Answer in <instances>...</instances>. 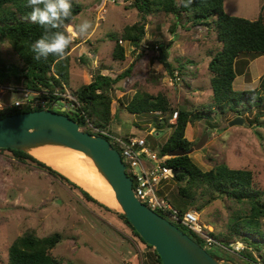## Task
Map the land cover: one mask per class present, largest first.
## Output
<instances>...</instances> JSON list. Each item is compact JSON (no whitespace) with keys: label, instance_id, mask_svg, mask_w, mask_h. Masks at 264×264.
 Returning <instances> with one entry per match:
<instances>
[{"label":"rangeland","instance_id":"obj_1","mask_svg":"<svg viewBox=\"0 0 264 264\" xmlns=\"http://www.w3.org/2000/svg\"><path fill=\"white\" fill-rule=\"evenodd\" d=\"M76 1L84 9L68 28L73 48L67 87L75 92L92 83L98 74L116 79L130 69L126 78L109 89L113 98L112 108L117 111L116 115L112 113L113 118L107 129L114 135L133 133L135 137H147L150 147L160 152L173 131L164 126V120L174 114L171 116L168 113L166 117L159 113L133 115L126 107L138 93L163 95L175 111L212 107L213 93L210 90L208 65L223 47L216 30L193 26L187 15L179 18L164 12L148 15L142 47L138 49L129 42H119L125 49L126 57L123 61H116L113 56L115 39L121 38L127 26L142 21V15L132 7L133 1ZM224 9L230 16L251 21L262 17L264 21V0H224ZM84 20L92 24L89 34H73ZM161 47L164 55H161ZM162 56L167 57L166 62L178 73L181 71L180 81L172 82V76L161 60ZM249 59L252 60L250 56L239 58L238 71L244 70L247 66L244 62L248 64ZM4 65L23 66L13 47L0 37V68ZM263 71L264 60H257L246 74L249 83L246 88L242 90L239 87L242 76H238L234 90L258 88L254 78ZM22 100L21 92L0 93V104L4 108ZM246 108H241L244 109L241 114L229 112L223 115L216 111L210 117L188 126L186 138L194 144L189 155L203 171H210L215 165L221 164L231 169L251 171L255 188L264 191V126L251 125L256 113L262 108ZM62 114L77 118L68 111ZM237 117H241L244 124L229 126ZM83 129L88 130L85 127ZM90 131L95 134L93 130ZM114 148L121 153L117 146ZM159 195L166 196L173 206L176 201H180L177 183L172 179L162 185ZM202 204L203 201L198 200L189 211L196 213L206 232L215 234L217 242L222 244L228 236L232 215L241 206L223 199L213 201L206 207ZM115 212L118 211H106L98 204L89 202L79 190L44 169L18 163L9 152H0V264H8L10 246L15 239L30 230L39 237L54 233L63 236V241L51 252L62 264H153L154 248L143 244ZM240 244L234 243L229 249L223 246L207 248L205 243L201 245L218 256L223 264H249L242 257L245 246ZM253 256L257 264H264V248L261 254L253 251Z\"/></svg>","mask_w":264,"mask_h":264},{"label":"trees","instance_id":"obj_2","mask_svg":"<svg viewBox=\"0 0 264 264\" xmlns=\"http://www.w3.org/2000/svg\"><path fill=\"white\" fill-rule=\"evenodd\" d=\"M132 1V7L142 15V21L127 26L121 38L115 39L113 56L116 61H123L126 57L125 49L119 42H129L138 49L142 47V41L146 37V17L158 12H164L178 18L187 15L189 19L191 18L193 26L214 28L217 32L218 40L223 47L220 52L212 57L208 65V71L212 76V107L193 111L183 109L175 111L163 95L153 96L147 93H138L126 108L129 113L134 115L159 113L166 117L165 115L168 113L172 116L175 112H178V118L174 125L169 123L171 116V118L164 120V126L171 128L173 131L160 149L162 155L170 156L166 161V166L172 171H176L171 179L177 183V195L180 201H176L175 206L183 214L189 211L190 207L196 205L198 200L203 201V207L220 199L241 206L239 210L234 211L231 218L232 222L228 227V236L220 244L226 249H229V246L234 243L243 244L245 248L242 250V257L249 264H257L253 251H258L261 254L264 248V191L255 188L251 171L231 169L226 164L215 165L210 171H203L199 168L190 155L187 154L189 150H192L194 144L186 138V131L189 124L210 117L216 111L223 115L229 112L241 114V111L244 110L241 108L245 107L248 109L262 108L256 113L251 125L264 126V122H261V119L264 118V75L260 78L258 88L236 91L233 87L236 77L241 73V70L238 71L237 68L240 57L250 56L252 59L264 57V21L262 17L251 21L228 15L224 9V0H194L189 7L183 6L186 0ZM71 2L72 15L58 29L69 36L68 28L84 9L83 5L76 0H71ZM26 5L27 0H0V37L9 42L23 64L22 67L2 66L0 68V83L14 88L23 87L39 91L46 89L53 92L56 88L62 89L63 85L67 86L70 80V55L73 42L71 40L63 58L49 56L47 59H35L32 45L44 34V29L30 21L31 9ZM160 51L161 55H164L162 47ZM166 70L169 72L168 69ZM130 71V69L126 70L116 79L98 74L94 76L92 83L76 90L74 94L77 96L81 107L78 114H72L77 118L72 117V119L78 122L81 128H88L87 122H90L95 127L108 130L107 128L113 118V98L109 93V89L113 84L126 78ZM176 71L177 69L170 66L169 73L171 76H174ZM38 110L41 109H33L26 104L13 106L0 110V119ZM160 119L162 120V118ZM90 130L88 128L84 131L93 134ZM177 151L184 152V154L171 156ZM0 152H9L18 163L30 164L36 168L44 169L70 187L79 190L89 202L98 204L106 211H115L35 157L17 150L0 149ZM115 214L132 229L135 236L143 244L153 249L141 239L123 214L118 212H115ZM174 224L198 243L204 244V240L197 234L180 223ZM209 235L216 241L218 240L215 234L209 233ZM62 241L63 236L60 233L39 237L35 231H27L15 239L10 246L8 264H62L60 260L51 254L52 250ZM152 262L153 264H162L161 258L154 249ZM145 264L150 263L146 262Z\"/></svg>","mask_w":264,"mask_h":264},{"label":"water","instance_id":"obj_3","mask_svg":"<svg viewBox=\"0 0 264 264\" xmlns=\"http://www.w3.org/2000/svg\"><path fill=\"white\" fill-rule=\"evenodd\" d=\"M161 60L170 72L167 57L162 56ZM243 124L244 120L237 117L229 126ZM0 149L22 151L38 160L40 159L34 152L46 149L84 155L86 162L94 167L98 175L112 188L120 206L112 209L128 219L141 239L155 249L162 264H223L177 225L142 204L135 196L133 181L126 173L120 153L107 139L82 130L78 122L70 116L38 110L1 118ZM181 154L184 152L177 151L171 156ZM173 174L175 175L176 171H173ZM65 177L89 193L70 177Z\"/></svg>","mask_w":264,"mask_h":264},{"label":"built area","instance_id":"obj_4","mask_svg":"<svg viewBox=\"0 0 264 264\" xmlns=\"http://www.w3.org/2000/svg\"><path fill=\"white\" fill-rule=\"evenodd\" d=\"M156 48L159 50L158 47ZM173 81H180L178 72L172 76ZM4 92H21L23 100L10 107H3L2 110L26 104L33 109L39 108L59 113L68 111L70 114H78L81 107L77 96L66 85H63L62 89L56 88L50 92L46 89L39 91L14 88L0 83V93ZM177 118L178 112H175L173 119ZM87 126L95 132V135L107 139L113 147L117 146L121 150L120 155L126 166V173L132 179L135 196L142 204L163 215L172 223H180L197 234L204 240L207 248L221 246L206 232L196 213L187 211L183 214L171 204L166 196L159 195L162 185L168 184L173 176V171L166 166V161L170 156L162 155L152 149L146 137L114 135L109 130L93 126L90 122H87Z\"/></svg>","mask_w":264,"mask_h":264},{"label":"clouds","instance_id":"obj_5","mask_svg":"<svg viewBox=\"0 0 264 264\" xmlns=\"http://www.w3.org/2000/svg\"><path fill=\"white\" fill-rule=\"evenodd\" d=\"M193 2L194 0H186L183 6L189 7ZM26 6L31 9L30 21L44 29V34L32 45L34 58L37 60L47 59L49 56L63 58L71 43V37L58 29L72 15L71 0H27ZM91 28V22L84 20L73 34L86 36ZM2 108L3 105L0 104V110Z\"/></svg>","mask_w":264,"mask_h":264},{"label":"bare ground","instance_id":"obj_6","mask_svg":"<svg viewBox=\"0 0 264 264\" xmlns=\"http://www.w3.org/2000/svg\"><path fill=\"white\" fill-rule=\"evenodd\" d=\"M34 154L42 162L67 174L103 204L115 209L120 207L112 188L98 175L97 170L86 162L84 155L47 149L35 151Z\"/></svg>","mask_w":264,"mask_h":264},{"label":"crops","instance_id":"obj_7","mask_svg":"<svg viewBox=\"0 0 264 264\" xmlns=\"http://www.w3.org/2000/svg\"><path fill=\"white\" fill-rule=\"evenodd\" d=\"M261 14H259V16H260ZM259 17H257L256 19H254V20H257ZM84 50L82 49V52H83ZM257 60L258 61H263L264 60V57H258V58H254V59H249V62H248V64L246 63V62H244V64H247V66L246 67H244V70L242 71V69H240L241 70V73L240 74H238V76H242V78H241V80H240V88H242V90H244V88H246V86H247V84H249L248 83V80H247V78H246V74H248V72H250V70H251V67L253 66V65H255V63L257 62ZM192 67V66H191ZM194 68V67H193ZM176 72H178V71H176ZM264 74V71L262 72V73H260V74H258L257 75V77L256 78H254V80H255V82H258V85H259V81H260V78H261V75H263ZM238 76L236 77V79L238 78ZM244 76H245V78H244ZM211 77L212 76H210V79H209V82H210V90L212 91V89H211ZM235 79V80H236ZM235 82V81H234ZM233 87H234V83H233ZM213 93V92H212ZM193 94H195V95H197L198 93L197 92H194ZM200 95L201 94H203V93H199ZM117 111V110H116ZM116 111H115V109H114V107L112 108V113L113 114H115L116 113ZM116 115V114H115ZM134 115V114H133ZM176 120L177 119H173V117L170 119V121H169V123L170 124H172V125H174L175 123H176ZM136 125V127H138V124L137 123H135ZM191 124H189V126H190ZM110 132H112L111 130H110ZM115 134V133H114ZM150 134V133H149ZM118 136H123V137H130V136H135V135H133V133H129V134H124V135H118ZM148 137H150V135L148 136ZM147 138V137H146ZM147 141H148V138H147ZM167 141V140H166ZM165 141V142H166ZM165 144V143H164ZM163 144V145H164ZM14 160V159H13Z\"/></svg>","mask_w":264,"mask_h":264}]
</instances>
